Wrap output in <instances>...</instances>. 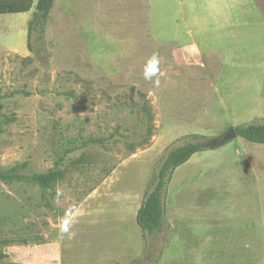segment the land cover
<instances>
[{
  "label": "rangeland",
  "instance_id": "obj_1",
  "mask_svg": "<svg viewBox=\"0 0 264 264\" xmlns=\"http://www.w3.org/2000/svg\"><path fill=\"white\" fill-rule=\"evenodd\" d=\"M161 1L151 31L115 18L126 0H54L31 35L36 3L0 15V264H264V145L227 138L264 123V0ZM188 143L216 148L175 171L145 234L137 212ZM52 170L51 189L28 180Z\"/></svg>",
  "mask_w": 264,
  "mask_h": 264
},
{
  "label": "trees",
  "instance_id": "obj_2",
  "mask_svg": "<svg viewBox=\"0 0 264 264\" xmlns=\"http://www.w3.org/2000/svg\"><path fill=\"white\" fill-rule=\"evenodd\" d=\"M36 3L35 21L30 24V35L36 28L42 27L46 17L53 6L54 0H0V15L7 14H24L32 10ZM134 96V89L131 92V99ZM140 98L144 99L142 110L147 117L149 123V135H153V113L145 96L139 93ZM237 137L242 138L246 142L264 145V123H249L239 125L234 128ZM148 142V139L145 143ZM215 146L206 148L199 143H188L171 150L161 169L158 172L157 182L153 189L146 194L145 200L139 208L136 221L141 230L148 235L157 234L162 226L165 216L164 199L167 187L170 184L175 171L186 164L196 153L206 149H214ZM3 176V175H2ZM60 173L52 170L47 174H38L29 177L28 180L36 183L41 189H51L58 181ZM4 255L0 254V257Z\"/></svg>",
  "mask_w": 264,
  "mask_h": 264
},
{
  "label": "crops",
  "instance_id": "obj_3",
  "mask_svg": "<svg viewBox=\"0 0 264 264\" xmlns=\"http://www.w3.org/2000/svg\"><path fill=\"white\" fill-rule=\"evenodd\" d=\"M124 1V0H123ZM127 4H122V5H118V8L116 9L114 6V10L113 12L115 13V18L119 19V21H121V24L123 25H128L131 28H136L137 26H147L149 28V30L151 31V22H152V12L156 9V7L158 5H162L163 1L160 0V3H156L154 0H126ZM176 0L170 1V0H166V2H164L165 4L170 5V8H166L167 9V13L170 10H175V8L177 6L176 5ZM183 1V0H180ZM218 8V7H217ZM216 8V9H217ZM116 9V10H115ZM217 13H218V9H217ZM94 18L97 17V15L94 14V16H92ZM160 17L159 14H157L156 19H158ZM172 20H174L172 22V24L176 23L177 19L176 16L173 15L172 16ZM190 21V19H189ZM158 22V21H157ZM200 24L205 25L206 23H203L204 21L199 18ZM207 24L210 27H213V30L215 31H225V30H230V28H232L233 26H235V19H232L231 17H216V18H208V20H206ZM169 25V22H165ZM185 23H187L185 21ZM240 23V22H239ZM158 24H160L158 22ZM192 25H196V22L193 20V24ZM216 27V28H214ZM220 27V29H219ZM188 29V28H187ZM231 32V31H229ZM229 32H225L227 33L226 36H232L230 39L232 41H235V32H233V35H231ZM231 32V33H232ZM188 33H192L190 30H188ZM134 34V33H133ZM161 41L163 40L162 38H160ZM235 53L233 51V56L234 57ZM227 58L230 57V53H228V56H225Z\"/></svg>",
  "mask_w": 264,
  "mask_h": 264
},
{
  "label": "clouds",
  "instance_id": "obj_4",
  "mask_svg": "<svg viewBox=\"0 0 264 264\" xmlns=\"http://www.w3.org/2000/svg\"><path fill=\"white\" fill-rule=\"evenodd\" d=\"M148 63L151 64V65H153V66H155V64L157 63L156 56L153 55V56L149 59ZM153 74H154V73H146L145 78H146V79H151V77H152ZM83 115H84V114H82L81 116H83ZM65 231H67V229H65Z\"/></svg>",
  "mask_w": 264,
  "mask_h": 264
},
{
  "label": "water",
  "instance_id": "obj_5",
  "mask_svg": "<svg viewBox=\"0 0 264 264\" xmlns=\"http://www.w3.org/2000/svg\"><path fill=\"white\" fill-rule=\"evenodd\" d=\"M235 136H237V134H236L235 130L232 129V130L229 132V135L227 136V138L229 139V138H232V137H235Z\"/></svg>",
  "mask_w": 264,
  "mask_h": 264
}]
</instances>
